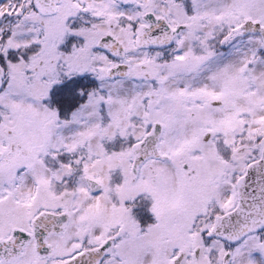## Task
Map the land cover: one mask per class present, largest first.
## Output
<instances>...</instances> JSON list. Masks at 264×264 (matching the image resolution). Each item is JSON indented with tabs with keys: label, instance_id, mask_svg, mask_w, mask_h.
<instances>
[{
	"label": "snow or ice",
	"instance_id": "6c2138e0",
	"mask_svg": "<svg viewBox=\"0 0 264 264\" xmlns=\"http://www.w3.org/2000/svg\"><path fill=\"white\" fill-rule=\"evenodd\" d=\"M0 264H264V0H0Z\"/></svg>",
	"mask_w": 264,
	"mask_h": 264
}]
</instances>
